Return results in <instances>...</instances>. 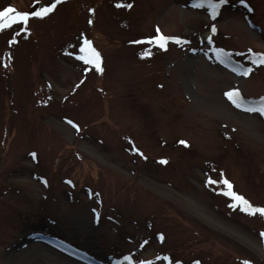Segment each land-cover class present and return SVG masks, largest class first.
<instances>
[{
  "label": "rangeland",
  "instance_id": "374dc122",
  "mask_svg": "<svg viewBox=\"0 0 264 264\" xmlns=\"http://www.w3.org/2000/svg\"><path fill=\"white\" fill-rule=\"evenodd\" d=\"M246 3L59 0L0 28V264L35 244L38 264H264V214L221 191L264 206V114L225 95L264 97V0Z\"/></svg>",
  "mask_w": 264,
  "mask_h": 264
},
{
  "label": "snow or ice",
  "instance_id": "6c2138e0",
  "mask_svg": "<svg viewBox=\"0 0 264 264\" xmlns=\"http://www.w3.org/2000/svg\"><path fill=\"white\" fill-rule=\"evenodd\" d=\"M123 0H121V3ZM59 3V0H51V2L45 4L44 6L38 7L35 11H17L13 6L9 5L7 7H4L2 10H0V28H4L8 26V24L12 21H20L23 24L27 25L29 23L30 17H36V18H42L47 13H50ZM200 3L207 4L208 8L210 9L213 17H215L218 14V9L220 5L226 4L227 0H200ZM241 4H246V0H240ZM128 7H131V5H127ZM89 11H93V9H89ZM91 23V20L89 21ZM24 31H30L28 28H24ZM211 30L215 32L216 26L215 24L212 25ZM158 35L154 37H146V40L154 41L156 44H158L161 48H166L167 44L166 42L169 40L176 41L177 43H182L183 38L179 36H165L163 34H159V28H157ZM211 39V37H209ZM91 42L87 39L84 40V45L81 47V51H87L90 53L89 56H81L80 59L86 60L89 64H95V67L98 71H102L101 65H100V55L95 50V48H92ZM221 51V50H218ZM251 51V49H249ZM256 56L255 63L258 64H264V53L254 54ZM87 70V69H86ZM252 69L249 67L247 69L242 70V74L247 76ZM225 95L228 96V98L232 101L234 105H236L239 108H244L248 111H258L261 114H264V97L260 98V104L258 108H250L248 105V102L245 100V98L241 95L239 89H230ZM69 123L73 124L74 127L77 129L79 128L78 124H75V122L69 120ZM182 144H187V141H180ZM133 151L138 152L140 155H143L142 151L139 148H133ZM35 157V153L32 154ZM164 159V158H161ZM164 162H166V159H164ZM210 182L219 183V181H212L211 178H209ZM223 184L226 186L225 189H222L221 191H224V193L233 198V204L232 207H236L238 204L241 206V210L247 213L254 214L256 212H259L260 214H264V206H254L252 205L245 197L240 195L239 193L232 190V183L228 179L223 180ZM264 235V233H262ZM161 239H163V236L161 235ZM124 259L126 261H132L131 256H125ZM165 259H168L165 257ZM138 264H151L150 261H144L141 260L138 262ZM176 264H180L179 261L176 262ZM194 264H199V261H195ZM244 264H252L251 261H245Z\"/></svg>",
  "mask_w": 264,
  "mask_h": 264
},
{
  "label": "bare ground",
  "instance_id": "6f19581e",
  "mask_svg": "<svg viewBox=\"0 0 264 264\" xmlns=\"http://www.w3.org/2000/svg\"><path fill=\"white\" fill-rule=\"evenodd\" d=\"M38 246V244L31 245V247H33L32 253L30 249L21 251L20 254L15 257L16 261L14 264H38L39 257L34 253V251L37 252Z\"/></svg>",
  "mask_w": 264,
  "mask_h": 264
}]
</instances>
